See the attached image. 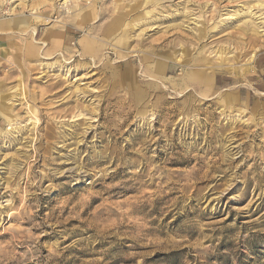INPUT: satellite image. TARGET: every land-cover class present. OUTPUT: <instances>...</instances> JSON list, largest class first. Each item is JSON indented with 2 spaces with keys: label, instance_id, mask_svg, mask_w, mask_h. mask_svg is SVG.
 <instances>
[{
  "label": "rangeland",
  "instance_id": "374dc122",
  "mask_svg": "<svg viewBox=\"0 0 264 264\" xmlns=\"http://www.w3.org/2000/svg\"><path fill=\"white\" fill-rule=\"evenodd\" d=\"M47 1L0 39V264H264V32L236 43L264 5L150 0L107 33L142 0H97L55 42L92 2Z\"/></svg>",
  "mask_w": 264,
  "mask_h": 264
},
{
  "label": "bare ground",
  "instance_id": "6f19581e",
  "mask_svg": "<svg viewBox=\"0 0 264 264\" xmlns=\"http://www.w3.org/2000/svg\"><path fill=\"white\" fill-rule=\"evenodd\" d=\"M19 0H13L12 4L10 5L9 9H8V13L10 15H12L14 18L11 19L9 18L8 20L4 19L5 21H0V39H8L11 37H20V38H25V37H30V38H36L37 36V28L40 27L41 25H46L49 24L48 21L50 20V18L48 16H46L45 14H42L40 12L42 7H45L47 2V0H37L35 3L32 4H25V5H20L18 4L17 6H15L13 3L18 2ZM63 1V0H62ZM67 0H65L64 3H66ZM70 1V0H69ZM68 1V3H69ZM92 3H90V6L87 7L86 9H83V6H79L77 3H74L73 7L68 8L67 9V14H70L69 12L71 11L73 14H70L71 16H69V18H66L62 21L57 20L54 22V24L52 25L51 29H47V31H45L46 33L44 34L43 37H49V39H51V41H58L59 37H60V28L57 29V27H61L64 24L68 23L69 25H71L73 28L84 32V36H88L90 29L87 30V24L89 23V25L91 24L90 22H93L94 20H96L97 14L95 12V5L97 3V0H90ZM259 0H257V5L263 6L264 4L259 3ZM20 2L23 3V0H21ZM27 2V1H26ZM76 2H78L76 0ZM86 2V0L84 1ZM150 0H142L139 5L138 4H134V5H123L122 2H119L117 4V7L115 9V13H117V17L115 18V20L111 23V25H109L107 27V33H112L114 32V30H118L120 29L123 24H122V20L123 17H127L128 15H130L132 12H134L136 9H138L139 7L145 5V4H149ZM204 2V1H203ZM255 2V1H254ZM262 2V1H261ZM29 3V2H28ZM80 3V2H79ZM213 3V2H212ZM49 4V3H48ZM82 4V3H80ZM207 4V3H206ZM205 4V5H206ZM215 4V3H214ZM83 5V4H82ZM201 5V4H200ZM199 5V6H200ZM217 5V4H216ZM50 6V5H49ZM198 6V5H197ZM204 6V5H203ZM202 7V6H201ZM214 7V6H213ZM218 7V6H217ZM16 8H19L18 12H15ZM200 7H197L196 9H199ZM203 8V7H202ZM216 8V7H215ZM49 9V8H48ZM153 9V8H150ZM218 9V8H217ZM45 10V9H43ZM42 10V11H43ZM50 10V9H49ZM143 10V9H142ZM204 10V8H203ZM25 11H27L29 13V15L33 16L32 19H29L25 16ZM97 11V10H96ZM139 13V12H138ZM151 14V11H147V12H142L141 14H139V16H136L135 18H133V21H137V19H139L140 17H146V15ZM152 15V14H151ZM150 15V16H151ZM263 14L257 15L255 14H251L250 19H251V23H248L250 26L252 27H247V28H243L240 32V37L237 39L236 43H240V44H245V39L247 41V43L251 44V45H255L256 43L258 44L259 42L257 41V39H255V36L262 32H264V17H262ZM54 17V16H52ZM149 17V16H148ZM147 18V17H146ZM149 19V18H148ZM151 19V17H150ZM141 20V19H140ZM146 20V19H145ZM134 21V22H135ZM139 21V20H138ZM137 21V22H138ZM150 21V20H149ZM220 21V20H219ZM133 22V23H134ZM141 22V21H140ZM146 22V21H145ZM132 23V27L135 25H133ZM143 23V22H142ZM141 23V24H142ZM219 23V22H218ZM217 23V24H218ZM200 24V23H199ZM247 24V25H248ZM145 25V23H144ZM143 25V26H144ZM148 25V24H146ZM203 26V24H202ZM201 24L198 27L196 33L198 34L197 37L198 39H202L203 37H205V30L202 28ZM217 28H221V26L217 25ZM136 29V28H135ZM261 29V30H260ZM139 30V29H137ZM218 30V29H217ZM142 31V30H141ZM209 33V32H207ZM205 35V36H204ZM261 35V34H260ZM242 36V37H241ZM262 36V35H261ZM264 36V34H263ZM262 36V37H263ZM195 37V36H194ZM193 37V38H194ZM85 38V37H84ZM206 38V37H205ZM197 39V41H198ZM23 40V39H22ZM194 40V39H192ZM191 40V41H192ZM32 41V40H31ZM88 41L85 39H82L80 41V45L81 47L85 50L86 53H91L92 50L94 49V47H92V45H88L87 43ZM196 42V41H195ZM199 47V46H198ZM264 48V41L261 43V45H259L258 48H256L254 50L253 53H251L249 59L250 61H253V58L255 57L256 53L258 50ZM253 51V50H252ZM205 52V51H204ZM209 52V51H208ZM251 52V51H250ZM183 53V52H182ZM206 53V52H205ZM210 53V52H209ZM217 54V53H216ZM205 55V54H204ZM211 55V54H209ZM215 55V54H214ZM213 55V56H214ZM224 61V60H223ZM207 67V66H206ZM160 69H162L160 66L158 68L157 71H160ZM211 69L210 73H213V69ZM247 69V68H246ZM194 70V69H193ZM156 72V71H155ZM154 72V73H155ZM158 72H156L157 74ZM215 73V72H214ZM235 74V73H233ZM151 75V74H150ZM155 79V77H154ZM211 78H208V81H206V83H208ZM153 81V80H151ZM155 82V81H154ZM134 85V84H133ZM150 85H154V84H150ZM157 85V84H156ZM136 89V88H135ZM135 91V90H133ZM136 99L137 101H140L141 97L139 96V94H136ZM145 100V99H144ZM142 102V100H141ZM140 102V103H141ZM2 104V103H1ZM5 106V105H4ZM3 106V107H4ZM8 106V105H7ZM2 107V108H3ZM5 108V107H4ZM9 109V108H8ZM5 110V109H4ZM9 111V110H8ZM3 112V111H2ZM11 112V111H9ZM8 112V113H9ZM4 113V112H3ZM7 113V114H8ZM80 113V112H79ZM10 114V113H9ZM77 114V113H76ZM3 116L5 117V119H8V116L6 115V111L3 114ZM11 116V115H10ZM10 119V118H9ZM10 121V120H8Z\"/></svg>",
  "mask_w": 264,
  "mask_h": 264
}]
</instances>
